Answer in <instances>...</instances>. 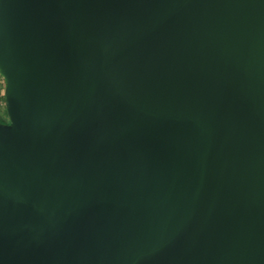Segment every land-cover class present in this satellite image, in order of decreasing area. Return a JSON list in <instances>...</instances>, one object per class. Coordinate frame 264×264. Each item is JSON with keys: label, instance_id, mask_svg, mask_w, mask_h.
Returning a JSON list of instances; mask_svg holds the SVG:
<instances>
[{"label": "water", "instance_id": "95a60500", "mask_svg": "<svg viewBox=\"0 0 264 264\" xmlns=\"http://www.w3.org/2000/svg\"><path fill=\"white\" fill-rule=\"evenodd\" d=\"M0 264H264V0H0Z\"/></svg>", "mask_w": 264, "mask_h": 264}, {"label": "trees", "instance_id": "16d2710c", "mask_svg": "<svg viewBox=\"0 0 264 264\" xmlns=\"http://www.w3.org/2000/svg\"><path fill=\"white\" fill-rule=\"evenodd\" d=\"M1 80L3 81V84L0 82V123H8L9 122V117L8 113L6 110V104H5V86L6 82L3 76L0 74Z\"/></svg>", "mask_w": 264, "mask_h": 264}, {"label": "rangeland", "instance_id": "374dc122", "mask_svg": "<svg viewBox=\"0 0 264 264\" xmlns=\"http://www.w3.org/2000/svg\"><path fill=\"white\" fill-rule=\"evenodd\" d=\"M0 82H1V84H3V81L1 80V77H0Z\"/></svg>", "mask_w": 264, "mask_h": 264}]
</instances>
